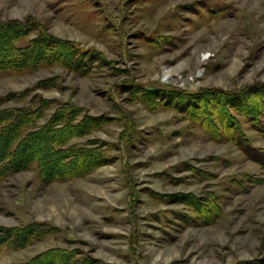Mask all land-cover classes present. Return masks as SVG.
Listing matches in <instances>:
<instances>
[{
    "label": "rangeland",
    "instance_id": "rangeland-1",
    "mask_svg": "<svg viewBox=\"0 0 264 264\" xmlns=\"http://www.w3.org/2000/svg\"><path fill=\"white\" fill-rule=\"evenodd\" d=\"M0 23L27 28L22 44L43 37L92 59L80 73L49 50L41 67L0 74V110L45 100L39 125L71 105L102 117L66 145L106 162L79 160L68 170L84 173L46 183L63 168L43 158V171L0 183V226L51 231L4 247L0 264H263L264 169L229 119L264 149V130L231 106L264 91V0H0ZM35 144L33 155L47 152Z\"/></svg>",
    "mask_w": 264,
    "mask_h": 264
},
{
    "label": "trees",
    "instance_id": "trees-1",
    "mask_svg": "<svg viewBox=\"0 0 264 264\" xmlns=\"http://www.w3.org/2000/svg\"><path fill=\"white\" fill-rule=\"evenodd\" d=\"M12 28L16 29V26L0 23V74L30 71L33 68H37V66L41 67L43 62L49 58V50L57 53L54 57L55 59L50 61L80 73H86V70H88V63L92 60L90 57L80 55L79 52H75V50L72 48L71 50L67 46L63 49L68 51V53L64 52L60 46L55 51L53 48L54 44H49L46 40H43V37L27 45L22 44L23 42H20V39H24L28 34V32L23 31L27 28L25 29L23 26L18 27L16 30ZM173 90L147 88L149 93H155L158 102L168 105L174 102L178 104L182 101L177 100L176 102L173 97L164 96ZM163 93L165 94L161 96ZM249 93L258 94L259 98L261 97L257 105L245 107L244 104L242 106L231 104V106L235 108L236 115L242 114L247 117L252 121L253 129H258L257 131L261 132L264 130V91H257L255 88L250 90ZM226 95L231 96L232 94ZM3 99L0 98V105L6 102ZM186 102L190 103V98H186ZM45 103H47L45 100H40L38 102L40 107L38 108H6L0 110V183L20 171L34 167L36 164L43 171L41 162L43 158L46 159L50 168L56 164L63 168L58 172L42 174V179L46 183L75 177L70 171L77 170L78 174L84 173L85 171L83 172L82 169L78 170V168L68 170L71 167H75L76 164L80 165L79 160L84 161L88 158L90 159V165L87 166L94 167H99L106 163L98 158L96 154L97 148H80L76 145H66L70 139L80 135V133L85 134L93 130L97 124L99 125L103 121L102 117L81 116V111L71 105L57 110L45 123L36 124L43 117L41 111L45 108ZM221 104L222 106L225 105ZM226 105L228 107L229 104ZM204 110H207L208 114H210L209 109ZM213 110L211 111L212 114L215 113ZM229 122L232 131V141L248 158L264 169V149L255 147L245 141L244 131L241 130L237 119L232 114ZM238 137H241V140H238ZM34 143L38 147L46 148L47 152L40 156L33 155L32 145ZM43 226L45 225L38 223L27 226H0V253L4 247L15 250L30 245L34 241H40L51 232L46 227L43 228ZM23 264L33 263L29 261Z\"/></svg>",
    "mask_w": 264,
    "mask_h": 264
}]
</instances>
